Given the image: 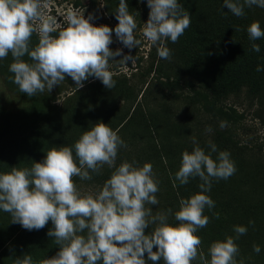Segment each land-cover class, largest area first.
I'll list each match as a JSON object with an SVG mask.
<instances>
[{
    "label": "clouds",
    "instance_id": "1",
    "mask_svg": "<svg viewBox=\"0 0 264 264\" xmlns=\"http://www.w3.org/2000/svg\"><path fill=\"white\" fill-rule=\"evenodd\" d=\"M144 2L149 11L140 32L156 46L159 58L170 60L172 52L166 41L175 43L184 34L191 22L189 12L178 0ZM48 6L49 0H0V60L11 55L8 71L19 91L28 97L50 92L66 76L76 89L90 77L106 89L114 88L110 62L126 67L127 62H134V56L122 54L121 48L111 50L109 45L114 42L113 34L123 48L131 50L140 45L135 35L138 13L129 12L127 0H118L114 13L117 24L110 29L95 26L91 13L85 17L84 9L75 7L66 10L62 24L56 16L44 12ZM222 6L242 17L246 7L264 8V0H222ZM246 31L250 41L264 38L259 21L249 24ZM33 33L38 34L35 46H31ZM251 50L259 52V44L251 43ZM25 56L28 60L23 59ZM117 56L121 58L112 59ZM262 70L258 65L256 71ZM226 124L221 121L219 126L224 128ZM205 131L212 129L206 126ZM191 143V151L181 153L173 187L177 182L186 185L190 179L199 178L200 191L181 198L176 211L169 208L153 215L152 208L146 207L159 203V181L152 164L124 161L116 166L118 149L126 145L117 131L102 122L83 131L70 146L49 148L43 159L32 161L30 167L14 166L0 172V211L10 214V223L28 231L50 222L46 235L54 238L58 250L38 264H158L161 260L163 264H192L201 246L196 233L209 221L204 210L215 206L206 193L213 180L228 179L236 168L230 153L217 152L210 140L207 153L194 136ZM213 152L217 153L215 158ZM104 165L113 171L99 191L95 195L81 194L73 177L90 180L91 174H99ZM169 215L175 223L169 222ZM150 224L155 226L146 232ZM233 232L235 237L226 236L209 245L207 259L199 253L201 264H237L235 239L245 234L247 227L234 225ZM252 250L261 251L259 245H253ZM13 264L36 262L24 253Z\"/></svg>",
    "mask_w": 264,
    "mask_h": 264
},
{
    "label": "rangeland",
    "instance_id": "2",
    "mask_svg": "<svg viewBox=\"0 0 264 264\" xmlns=\"http://www.w3.org/2000/svg\"><path fill=\"white\" fill-rule=\"evenodd\" d=\"M178 2L189 12L191 22L177 42L170 43L172 57L163 63V72L179 80L175 92L178 98L160 99L162 94L157 91L150 96L145 95L146 106L155 121V131L157 130L154 138L162 146L163 153L170 158L172 171L175 172L180 164L181 153L191 151L193 147L191 137L196 138L206 153L209 151V140L216 145L218 152L222 151L224 142L218 138L217 132L227 131L232 142L228 144L226 151L230 153L236 171L226 180L213 181L217 184L236 185L238 189L249 193L256 202L258 231L260 240L264 243V70L256 71L258 65L264 69V44L257 41L260 51H252L251 42L243 38V33L238 37L234 28L228 30L230 37L224 38L228 59H231L227 66H221V62L216 63L215 59L213 64H196L190 61L184 63L180 52L185 48L201 50L206 35L217 29L208 18V13L213 10L211 0ZM127 4L129 12L134 10L138 13L135 35L141 43L129 50L123 48L113 34L114 42L109 48H121L122 54L134 56V62H127L126 67L119 62H110V70L116 80L115 87L110 90L99 80L90 77L84 82L80 92L76 93L74 82L66 76L50 92L45 90L28 97L10 79L12 73L8 71V66L12 62L11 55L0 60V172L10 171L14 166L30 167L32 161L42 160L49 148L72 145L83 131L98 122L108 124L116 131L117 120L125 118L132 109L131 94L136 95L135 101L141 100L145 105L144 97L139 99V92L149 80L152 82L158 78V73H154V64L152 65L158 58L157 48L144 39L140 32L149 11L144 0H127ZM117 6L118 0H49V6L44 12L56 16L58 22L63 24V15L68 8H81L84 9L85 17L89 13L93 15L91 23L95 26L106 25L111 29L117 24L114 15ZM252 10L253 17L264 22V8L252 6ZM217 33L223 36L222 32ZM37 43L38 34L33 33L31 46ZM120 58L117 56L112 59ZM23 59L28 60V57ZM249 63H252L254 70L249 69L246 73L258 75L261 79L256 86L248 85L247 79H240L241 71ZM189 81L194 82L196 89L201 92L191 100L184 98L188 91L186 82ZM211 90L224 92L225 96L212 99ZM161 104H164L163 108ZM164 113L168 120L163 117ZM147 115L150 116L148 113ZM221 121L227 122L224 128L219 126ZM149 123L152 124L153 121ZM206 126H210L212 131L206 132ZM117 134L126 147L118 149L116 166L124 161H135L140 166L150 162L155 178L159 181V191L156 193L159 203L146 207L152 208L153 215L165 209L173 210L170 206L171 195L166 186L167 176L154 155L155 143L151 136L135 128L125 132L118 131ZM216 154L213 152L212 157L215 158ZM112 171L113 169L104 165L99 174H91L90 180L73 177V181L81 194L95 195L105 182L103 175ZM10 222V214L0 211V264H13V260L24 253L31 255L38 264L40 260L56 254L58 245L54 243V238L46 235L51 227L50 222L44 228L32 231ZM154 226L150 224L145 231L151 232ZM81 234H86V230ZM158 264H163V261Z\"/></svg>",
    "mask_w": 264,
    "mask_h": 264
},
{
    "label": "trees",
    "instance_id": "3",
    "mask_svg": "<svg viewBox=\"0 0 264 264\" xmlns=\"http://www.w3.org/2000/svg\"><path fill=\"white\" fill-rule=\"evenodd\" d=\"M211 3L213 4V10L212 12L208 13V18L211 22V25H215L217 30L215 32L210 31L209 34L206 35L204 46L201 50L197 51L194 48L183 49L180 52V57H182L181 59H183L184 63L186 61H190L191 63L195 62L196 64H213V59H215L216 63L221 62V66H227L231 59H228V48L226 47L224 38L230 37L228 30L235 28L236 32L237 27H239V31H237L236 34L238 37L243 33V38L247 39L249 42L256 43L259 41L264 44V38L256 41H250L248 38L246 31L247 26L253 21H257L252 15V7L245 8L244 16L236 17L230 12H227V8L222 6V1L211 0ZM259 23L261 28L264 29V22ZM218 31L222 32L223 36L218 34ZM170 43L171 42L166 41V46L169 49ZM203 49H205V54H203ZM156 60V63H152V65L154 64V73H158L156 75L158 78L153 79L152 82L149 80L146 83V87L141 89L139 92V99L144 97L143 99L146 101L145 105L142 104L141 100L135 101V99H137L136 95L131 94L130 98L133 99L132 109L129 115H127L125 118L123 117L117 120L118 122L116 131L125 132L130 128H135L141 133L146 132L149 136H151L153 142L155 143L154 155L158 158L162 170L167 176L166 186L171 195L170 206H172L173 211H176L181 198H188L192 194L200 191L197 187L200 181L199 178H193L190 179L189 183L186 185H179L177 182L176 186L173 187V176L175 172L172 171V163L167 154L163 153V148L160 143H158L154 138L157 130L155 131V121L153 120V117L146 106L147 97L145 95L150 96L152 93L157 91L162 94L160 99L178 98V95H176L175 92L178 89L177 87L179 82L178 78L174 77L173 79V77L163 72L164 59L158 57ZM251 65L252 63H249V66L241 71L240 79L243 81L247 79L248 85L256 86L261 80L258 75H251L250 72L249 74L246 73L249 71V69L250 71L254 70ZM186 88L188 91L184 95L185 99L191 100L201 94V92L196 89L194 82H186ZM80 89L81 88L76 89L75 92L79 93ZM210 92L212 99H218L225 96L224 92H218L217 90H211ZM164 104H161V108L164 107ZM211 105L212 103L209 104V106ZM147 113L150 116H148ZM163 115V117L168 120L166 114L164 113ZM149 121H153V123L150 124ZM217 134L218 138L224 142L221 150H227L229 148L228 144L232 142L229 134L227 131H218ZM110 174L111 173H106L103 175V180L105 181L108 179ZM206 194L209 195L210 198L215 202V206L211 210L207 208L204 210V215L209 217V221L204 228L199 229L196 233V235H198L201 239V246L198 250V257L192 262V264H201V261L199 260V253H203L205 259L208 258L207 250L213 241L223 240L226 236L235 237L236 234L233 232L234 225H244L247 227V232L243 235H240L238 239H235V243L239 249V252L236 256L237 264H240V261H243V264H264V243H262L260 240L258 231L256 202L252 200L249 193L247 191L238 189L236 185L228 183L217 184L213 181L210 191ZM249 221H252L253 223L249 225ZM169 222L175 223L172 216H170ZM253 245H259L261 251L259 253L253 252Z\"/></svg>",
    "mask_w": 264,
    "mask_h": 264
}]
</instances>
